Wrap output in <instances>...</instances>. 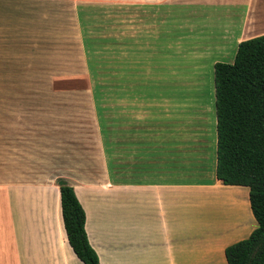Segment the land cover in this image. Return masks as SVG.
<instances>
[{
  "label": "crops",
  "instance_id": "0c3cea01",
  "mask_svg": "<svg viewBox=\"0 0 264 264\" xmlns=\"http://www.w3.org/2000/svg\"><path fill=\"white\" fill-rule=\"evenodd\" d=\"M258 1L10 4L52 16L51 24L24 37L67 40L96 62H103L108 52L103 48L114 47L117 74L123 78L127 51L140 50L142 41L171 42L169 16L176 7L187 9L177 18L178 27L198 20L218 53L253 37L249 33L264 22V0L260 6ZM45 5L52 8L41 9ZM240 5L245 7L237 15ZM24 45L29 43L3 46ZM207 46L203 52L212 54ZM115 94L122 99L115 106L114 127L107 124L105 133L103 108L94 103L0 102V264H84L64 227L60 180L74 188L85 211V230L100 264H227L226 247L258 226L249 187L226 185L216 177L215 100L203 108L207 115L201 122L171 132L169 124L155 119L148 97L123 87Z\"/></svg>",
  "mask_w": 264,
  "mask_h": 264
},
{
  "label": "rangeland",
  "instance_id": "374dc122",
  "mask_svg": "<svg viewBox=\"0 0 264 264\" xmlns=\"http://www.w3.org/2000/svg\"><path fill=\"white\" fill-rule=\"evenodd\" d=\"M10 2L14 0H0V14L6 21H0V28H13L10 32L0 31V102L22 98L32 102L41 98L45 104L85 107L94 103L103 108V133L104 127H114L115 106L122 99L115 92L121 87L133 91L136 97H148L147 102L154 105L155 119L169 126L175 124L174 129L201 122L207 115L203 108L215 100L214 64L233 63L238 46L230 45L226 51L216 53L219 48L211 45L203 31L207 28L198 20H193L191 26L178 27L177 18L183 16L186 9L178 6L169 16L170 46L167 38L166 45L142 41L140 50L134 47L133 51L126 52L131 53L129 64H122V78L117 74L114 47L103 48L108 52H103V62H96L93 56L84 57L79 48L69 47L67 40L30 39V34L52 23V16L38 14L30 6L26 7L27 11H20L21 7L15 3L12 6ZM261 3L259 0L258 6ZM244 7L237 6V15ZM51 8L45 5L41 9ZM257 27L249 35H263L264 22ZM25 33L28 37H24ZM5 37L11 41L4 40ZM14 41L29 45L3 46ZM63 43L66 46L60 45ZM206 46L212 47L209 48L212 54L203 52ZM214 109L213 103V114ZM169 117L172 120H168Z\"/></svg>",
  "mask_w": 264,
  "mask_h": 264
},
{
  "label": "trees",
  "instance_id": "16d2710c",
  "mask_svg": "<svg viewBox=\"0 0 264 264\" xmlns=\"http://www.w3.org/2000/svg\"><path fill=\"white\" fill-rule=\"evenodd\" d=\"M216 177L249 187L258 226L225 249L227 264H264V34L238 43L233 63L214 64ZM69 243L84 264H100L85 230V211L74 188L59 181Z\"/></svg>",
  "mask_w": 264,
  "mask_h": 264
},
{
  "label": "bare ground",
  "instance_id": "6f19581e",
  "mask_svg": "<svg viewBox=\"0 0 264 264\" xmlns=\"http://www.w3.org/2000/svg\"><path fill=\"white\" fill-rule=\"evenodd\" d=\"M168 120H172V117H169V119H168ZM170 122H171V121H169V123H170ZM172 123H173V122H172ZM173 126H176V125H175V124H174V125H173V124H171V127H172V128H173ZM177 129H178V128H176V130H177ZM172 131H174V128H173V130H171V132H172ZM171 134H172V133H171ZM174 134H177V133H176V131H175V132H173V134H172V135H173V136H175ZM178 135H179V134H178ZM176 136H177V135H176ZM191 137H192V136H191ZM191 137H189V138L191 139ZM189 138H187V139H189ZM181 139H182V138H181Z\"/></svg>",
  "mask_w": 264,
  "mask_h": 264
}]
</instances>
